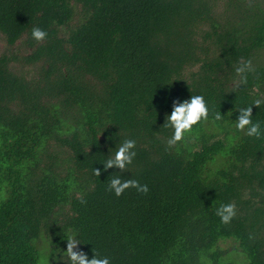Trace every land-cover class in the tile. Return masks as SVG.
<instances>
[{"label":"trees","instance_id":"trees-1","mask_svg":"<svg viewBox=\"0 0 264 264\" xmlns=\"http://www.w3.org/2000/svg\"><path fill=\"white\" fill-rule=\"evenodd\" d=\"M0 37V264H66L71 237L110 264H264V134L235 127L264 100V0H0ZM194 95L209 118L169 147ZM126 139L132 164L104 170Z\"/></svg>","mask_w":264,"mask_h":264},{"label":"clouds","instance_id":"clouds-1","mask_svg":"<svg viewBox=\"0 0 264 264\" xmlns=\"http://www.w3.org/2000/svg\"><path fill=\"white\" fill-rule=\"evenodd\" d=\"M32 37L38 42H42L46 39V31L39 27L32 29ZM254 71L251 60L241 61L240 66L236 68V73L240 79L234 85L235 88H239L240 85L247 83V73ZM264 104V100L256 99L252 104L238 109L239 115L236 118V129L239 131H246V135L249 137H261L262 129L259 122H253L252 120V105L260 107ZM209 118V108L202 95H194L189 99L180 101H173L172 110L167 117L166 127L173 129L172 136L167 140L169 147L175 146L177 143L185 139V134L190 133L193 127L198 125L202 120L206 121ZM215 120L219 121L223 119L221 112L215 114ZM136 141L132 139H126L115 151L114 155L107 159L103 163L104 170L109 168H117L121 172L125 171L128 165L132 164L136 152ZM93 174L100 176L101 169L94 168ZM129 188H135L137 192L146 194L149 188L146 184H140L138 180L128 179L121 180L120 177H114L111 179L108 190L114 192L119 197L124 194ZM237 210L235 203L222 204L217 210L216 215L220 217L223 224H229L231 220L236 216ZM80 244L79 239L71 237L67 239L66 264H110L108 257H99L98 254L88 258L87 254L77 249Z\"/></svg>","mask_w":264,"mask_h":264},{"label":"rangeland","instance_id":"rangeland-1","mask_svg":"<svg viewBox=\"0 0 264 264\" xmlns=\"http://www.w3.org/2000/svg\"><path fill=\"white\" fill-rule=\"evenodd\" d=\"M15 44H17V43H15ZM5 42H4V40H3V38H1L0 37V49H4L5 48ZM62 264V263H61ZM65 264V263H64Z\"/></svg>","mask_w":264,"mask_h":264}]
</instances>
